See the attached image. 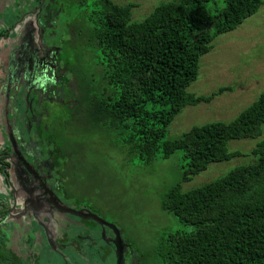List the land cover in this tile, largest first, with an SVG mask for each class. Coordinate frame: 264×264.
Segmentation results:
<instances>
[{"label": "trees", "instance_id": "trees-1", "mask_svg": "<svg viewBox=\"0 0 264 264\" xmlns=\"http://www.w3.org/2000/svg\"><path fill=\"white\" fill-rule=\"evenodd\" d=\"M262 5L263 0H180L158 5L139 22L131 19L132 3L90 0L83 10L91 63L98 67L97 74L76 73L86 115L116 137L133 165L181 153V177L161 199L179 224L156 244L161 264H264V139L251 151L254 163L187 192L180 187L210 163L241 156L228 151L229 141L260 137L264 91L228 123L194 126L167 138L182 109L209 103L223 91L187 92L200 58L216 37L235 30ZM7 208L0 195V264H19L2 242Z\"/></svg>", "mask_w": 264, "mask_h": 264}, {"label": "rangeland", "instance_id": "rangeland-1", "mask_svg": "<svg viewBox=\"0 0 264 264\" xmlns=\"http://www.w3.org/2000/svg\"><path fill=\"white\" fill-rule=\"evenodd\" d=\"M2 1L0 33H4L6 27L12 28L15 21L21 22L28 6L27 0ZM111 1L117 5L135 4L131 19L139 22L158 5L180 0ZM87 2L90 0H53L52 6L58 12L54 26L46 32L49 35L46 41L60 48V56L66 58L71 71L93 75L98 73V67L92 65L88 50L89 16L83 11ZM75 82L78 95L74 97V105L66 103L70 101L69 97H64L61 104L57 103L54 113L47 119L49 130L43 133L48 136L49 148L60 152L56 158L61 167L59 178L66 193V204L86 209L106 224L115 226L133 247H147L152 254L150 261L155 264L156 244L161 237L179 227L177 221L162 209L161 199L181 177V153L152 165H133L124 148L116 144V137L86 115L77 76ZM219 89L223 91L209 103L182 109L170 124L167 138L179 137L194 126L228 123L264 91V0L257 13L235 30L214 39L211 51L200 58L198 77L187 92L208 96ZM263 139L264 126L260 137L229 141L228 151H237L241 156L210 163L205 171L182 182L181 191L198 188L236 167L254 163L256 158L251 151ZM16 224H11L10 220L4 223L2 242L16 261L22 263L25 252L33 251V241L30 238L24 240V232L16 229Z\"/></svg>", "mask_w": 264, "mask_h": 264}, {"label": "flooded vegetation", "instance_id": "flooded-vegetation-1", "mask_svg": "<svg viewBox=\"0 0 264 264\" xmlns=\"http://www.w3.org/2000/svg\"><path fill=\"white\" fill-rule=\"evenodd\" d=\"M27 2L22 21L0 33V195L8 207L3 224L17 223L24 240L33 241L19 264H152L147 247H133L115 226L66 204L60 152L49 148L43 133L54 106L64 97L74 105L77 72L46 41L58 12L53 0ZM155 264H161L156 256Z\"/></svg>", "mask_w": 264, "mask_h": 264}, {"label": "water", "instance_id": "water-1", "mask_svg": "<svg viewBox=\"0 0 264 264\" xmlns=\"http://www.w3.org/2000/svg\"><path fill=\"white\" fill-rule=\"evenodd\" d=\"M89 217H92V218H95V219H97L99 222H100V224L102 223V224H106L105 222H103V221H101L100 219H98L96 216H94V215H90Z\"/></svg>", "mask_w": 264, "mask_h": 264}]
</instances>
